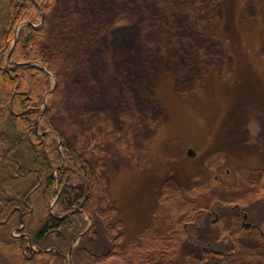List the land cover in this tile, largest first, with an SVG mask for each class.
Returning a JSON list of instances; mask_svg holds the SVG:
<instances>
[{"label": "rangeland", "instance_id": "obj_1", "mask_svg": "<svg viewBox=\"0 0 264 264\" xmlns=\"http://www.w3.org/2000/svg\"><path fill=\"white\" fill-rule=\"evenodd\" d=\"M160 1H146L147 15L141 0H62L55 14L75 34L54 25L58 29L51 31L47 54L57 66L55 52L65 60L61 84L91 82L96 90L73 94L76 89L68 88L62 98L58 93L62 109L56 116L63 127L69 118L85 126L91 163L106 178L110 204L118 208L113 221H124L122 245L147 228L161 191L170 185L200 200L205 208L193 240L183 242L178 260L190 251L199 257L209 255L210 264H228L231 257L219 253L233 248L225 234L237 216L231 210L233 203H239L248 221L264 230V0L201 3L209 11L203 13L204 19L213 21L199 24L195 17L199 1L176 9H166ZM151 12L167 19V31L152 29L158 21ZM145 16L150 29L138 24ZM177 28L185 31L178 49L168 51L161 45L155 50L141 43L149 32L163 37L172 29L166 38L172 44ZM202 32L218 33L223 42L211 43L215 50L211 65H204L211 72H202L203 79L210 76L208 83L196 87L187 80L186 67L189 56L197 53L195 45L205 40ZM97 36V46H87L91 43L85 37L90 42ZM78 44L87 52L81 53ZM186 44L190 54L183 51ZM155 51L165 58L145 57H153ZM189 148L195 156L187 154ZM87 222L84 233L90 228L92 232L84 242L92 251L106 254L113 242L104 223L98 217H87ZM250 238L244 241L256 246ZM261 244L258 247L264 248ZM3 255L0 264H15L12 255ZM97 258L123 264L113 256ZM72 262L78 263L74 258ZM56 264L66 263L60 258Z\"/></svg>", "mask_w": 264, "mask_h": 264}, {"label": "trees", "instance_id": "obj_2", "mask_svg": "<svg viewBox=\"0 0 264 264\" xmlns=\"http://www.w3.org/2000/svg\"><path fill=\"white\" fill-rule=\"evenodd\" d=\"M141 1V8L148 15L146 1L152 4L154 0ZM192 2L200 7L195 15L199 19L197 24L204 20L213 21L206 17L204 19L203 13L209 11L207 6L203 8L200 5H216L217 0L160 1L166 9L184 8ZM60 3L62 0H0V258L3 257L0 260H4L3 254L6 252L13 256L15 264H56L60 258L53 249L37 251L29 257L25 253L28 236L34 245L54 246L59 251H67L73 240L87 227V217H98L113 242L104 255L115 257L116 262L210 264L209 255L199 257L190 251L185 253L182 261L178 260L183 242L193 240V230L205 208L200 200L170 185H165L161 191L159 205L147 228L122 245L124 221H113L118 208L110 204L106 178L91 163L86 149L85 126L69 118L67 126L63 127L56 116V112L62 109L60 98L65 96L68 88L76 89L73 94L96 90L91 82L82 86L79 81V85L70 87L61 84L65 60L55 52L60 62L58 67L47 54L51 31L58 29L54 25L61 26L71 35L75 34L74 28L64 27L61 15L55 14ZM154 15L151 12L154 22L157 18L158 23L152 29L167 31V19ZM51 16L54 17L53 23ZM138 24L141 29L143 26L151 28L146 16ZM170 32L172 29L163 37L149 32L148 38H141V43L152 45L155 50L161 45L167 46L168 51L180 48L178 41L185 31L177 28L173 32L175 40L172 44L166 40L170 38ZM202 35L205 40L201 45H195L197 53L189 56L186 67L189 71L187 80L196 87H204L208 83L210 76L203 79L202 72H211V67L207 71L211 65V55L215 52L211 43L214 39L223 42V37L218 33L202 32ZM85 42L91 43L87 46L95 47L99 43V36L96 41L90 42L85 37ZM78 48L81 53L87 52L80 44ZM183 51L190 54L189 44L185 45ZM145 57L150 60L165 58L163 53L157 54L156 51L153 57ZM56 78L59 80L58 86H55ZM58 93L59 99L56 96ZM261 192L264 190L261 189ZM54 201L56 203L52 206ZM22 220L24 227L18 230V235L13 234ZM258 229L245 226L242 214L235 217L233 225L225 231L233 242L231 255L227 254L231 257L228 264L230 261L231 264H264V248L258 247L260 243L264 247V234ZM91 232V228L87 230L73 248V258L77 264H92L96 260L97 256L84 242ZM249 237L258 244L254 246L244 241Z\"/></svg>", "mask_w": 264, "mask_h": 264}, {"label": "flooded vegetation", "instance_id": "obj_3", "mask_svg": "<svg viewBox=\"0 0 264 264\" xmlns=\"http://www.w3.org/2000/svg\"><path fill=\"white\" fill-rule=\"evenodd\" d=\"M231 210L232 211H236L237 213V215H240V214H242V223L245 225V222H244V220H243V210H241V208H239V207H231ZM59 217V216H58ZM61 217V216H60ZM256 227H259L258 225H255ZM23 227H24V225H23ZM22 227V228H23ZM260 232H262L263 231V229L262 228H260L259 227V229H258ZM263 233V232H262ZM264 234V233H263ZM31 238V237H30ZM31 241H32V239H31ZM72 245V244H71ZM32 246L33 247H35V245L33 244V242H32ZM38 248H36V249H39V248H44V249H48V248H50V250L51 249H53V248H55L54 246H50V247H47V246H37ZM70 248H71V246H70ZM70 248L67 250V251H59L57 248H55L56 250V252H57V257H59V258H61V261H63L64 263H65V260H66V256H68V253H69V251H70ZM36 249H33L30 245H29V240H28V244L26 245V247H25V253L28 251L30 254L28 255L29 257H32L33 255H34V253L35 252H37V251H39V250H36ZM45 251H47V250H45ZM72 251V255H73V250H71ZM90 251H91V253L93 254V255H96L97 257H99V256H101V255H103V254H105V253H96V252H94V251H92V248H90ZM231 255V254H230ZM96 257V262H93L92 264H98V263H103V262H107V261H105V260H97V259H99V258H97Z\"/></svg>", "mask_w": 264, "mask_h": 264}, {"label": "water", "instance_id": "obj_4", "mask_svg": "<svg viewBox=\"0 0 264 264\" xmlns=\"http://www.w3.org/2000/svg\"><path fill=\"white\" fill-rule=\"evenodd\" d=\"M10 56H11V52H10L9 55H8V59H10ZM187 154L190 155V156H195L196 153H195V151H194L192 148H189ZM57 198H58V196H57ZM55 203H56V201L53 202L52 206H54ZM245 217H247V214L245 215ZM59 218H60V217H59ZM22 222L24 223L23 220H22ZM248 224H249V223H248ZM21 227H22V226H21ZM19 228H20V227H18L17 229H19ZM82 234H83V232H81V233L79 234L78 238H79ZM28 238H29V245H30L33 249H36L35 247L32 246L31 238H30V237H28ZM36 250H39V251H45V250H50V248H48V249L39 248V249H36ZM71 256H72V251L70 250V251H69V257H70V260L66 258V262L69 263V264H72V258H71ZM68 261H69V262H68ZM98 264H112V263H110V262H103V263H98Z\"/></svg>", "mask_w": 264, "mask_h": 264}]
</instances>
